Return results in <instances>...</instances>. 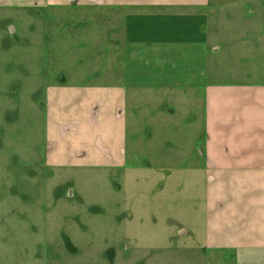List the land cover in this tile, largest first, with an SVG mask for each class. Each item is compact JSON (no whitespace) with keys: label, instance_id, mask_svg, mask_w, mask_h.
<instances>
[{"label":"rangeland","instance_id":"obj_1","mask_svg":"<svg viewBox=\"0 0 264 264\" xmlns=\"http://www.w3.org/2000/svg\"><path fill=\"white\" fill-rule=\"evenodd\" d=\"M207 5L221 14L200 25L209 59L198 69L167 65L160 82L189 83L192 71L208 81L264 83V0ZM121 13L114 0H0V264H264L254 250L207 248L200 100L189 103L196 124L167 126L151 141L144 122L130 118V169L60 161L64 147L74 148L63 126L47 125V90L100 81L113 69L114 18H135ZM183 98L176 102L184 112Z\"/></svg>","mask_w":264,"mask_h":264},{"label":"crops","instance_id":"obj_2","mask_svg":"<svg viewBox=\"0 0 264 264\" xmlns=\"http://www.w3.org/2000/svg\"><path fill=\"white\" fill-rule=\"evenodd\" d=\"M207 4L208 0H114V15L120 10L135 18H114L113 69L103 71L100 81L48 88L47 125L63 126L62 134L71 138L74 153H64V147L61 162L109 171L130 169L135 166L128 162L130 118L134 126L144 122L151 141L167 126L196 124V109L189 103L200 100L203 130L196 147L207 176V248L264 254V83L208 81L207 72L200 76L192 71L189 83L159 80L167 65L182 62L198 69L209 59L210 35H203L200 25L210 26V15L219 13L209 12ZM142 11L154 17H137ZM149 76L151 83L146 81ZM148 93L156 94L158 101L147 102ZM185 96L189 101L183 112L176 101L183 102ZM70 126L74 130H66Z\"/></svg>","mask_w":264,"mask_h":264}]
</instances>
